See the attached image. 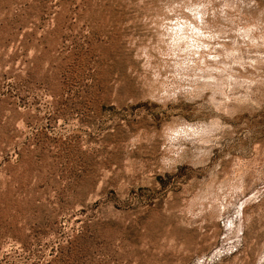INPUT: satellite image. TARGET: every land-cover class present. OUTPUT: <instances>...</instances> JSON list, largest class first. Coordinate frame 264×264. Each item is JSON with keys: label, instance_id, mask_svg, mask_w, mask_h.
<instances>
[{"label": "rangeland", "instance_id": "rangeland-1", "mask_svg": "<svg viewBox=\"0 0 264 264\" xmlns=\"http://www.w3.org/2000/svg\"><path fill=\"white\" fill-rule=\"evenodd\" d=\"M0 264H264V0H0Z\"/></svg>", "mask_w": 264, "mask_h": 264}]
</instances>
